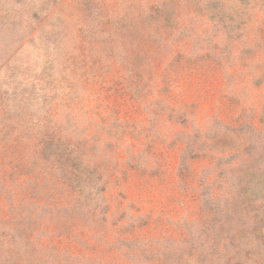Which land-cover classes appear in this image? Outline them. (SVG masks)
I'll return each instance as SVG.
<instances>
[{
	"label": "rangeland",
	"instance_id": "374dc122",
	"mask_svg": "<svg viewBox=\"0 0 264 264\" xmlns=\"http://www.w3.org/2000/svg\"><path fill=\"white\" fill-rule=\"evenodd\" d=\"M153 6L168 19L167 51L159 48L167 34L147 28L143 48L159 49L150 65L139 57L138 66H131L122 58L130 45L120 26L136 24ZM219 50V59L212 61ZM222 52L241 58L230 62ZM178 53L208 58L195 73H172L174 81L164 93L169 62ZM210 61L219 73L204 79ZM262 66L264 0H0V191L10 196L18 185H27L26 178L45 175L64 139L72 144L90 136L105 187L92 202L109 205L102 213L108 228L141 212L156 223L192 218V197L175 186L177 142L216 116L242 115L263 126L264 81L251 73ZM128 85L135 86V94L119 95L116 88ZM118 125L122 135H114ZM34 189L38 186H28ZM235 197L237 215L225 232L238 234L236 249L215 254L198 246L188 264H211L216 257L228 264L235 251L234 264H264V246L256 238L250 241L249 219ZM255 209L250 203L246 211L253 215ZM3 230L9 227L0 223ZM260 230L264 234V227Z\"/></svg>",
	"mask_w": 264,
	"mask_h": 264
},
{
	"label": "trees",
	"instance_id": "16d2710c",
	"mask_svg": "<svg viewBox=\"0 0 264 264\" xmlns=\"http://www.w3.org/2000/svg\"><path fill=\"white\" fill-rule=\"evenodd\" d=\"M152 8L153 12L143 18L140 15L136 24L120 26L124 42L130 45L122 58L131 66H138L139 57L145 65L149 64L159 48L167 51L168 19L158 6ZM150 27L154 32L167 34L157 50L143 48L147 37L143 32ZM183 37L188 39L190 35ZM135 41L142 46L139 48ZM219 54L220 50L212 61L218 60ZM222 55L230 62L241 58L238 54ZM177 56L169 62L166 86L161 89L164 93L174 81L172 73H195L208 58V54L192 59L181 53ZM199 59L201 63L197 64ZM212 61L207 62L209 73L203 72L204 79L219 73ZM251 73L254 79L264 81V66ZM116 89L124 97L127 91L134 95L136 90L130 85ZM261 108L264 111V103ZM261 121L263 126L259 127L246 116H231L229 120L216 116L206 128L186 132L178 140L181 153L175 186L192 197L194 217L156 223L141 212L116 228L103 223L102 213L109 210V205L92 202L105 187L95 160L101 158L93 154L90 136L72 144L64 139L65 144L57 145L47 161L45 175L26 178L27 185L17 184L18 190L10 196L0 191V223L9 227L8 232L0 231V264H188L199 247L209 248L215 254L222 248L236 247L238 234L231 236L225 232L227 222L237 215L233 207L239 203L236 195L241 198L242 213L249 219L245 231L251 236L250 241L256 238L264 246V234H260L264 227V213L260 211L264 209V120ZM120 126L115 127L114 135H122ZM109 131L108 128L107 138L113 133ZM50 145L47 143L42 149L47 150ZM136 165L132 167L139 166ZM30 185H37L38 189L29 191ZM33 191L37 193L34 195ZM250 203L258 207L253 215L246 211ZM235 254L236 251L228 256L225 263H232ZM215 260L220 264L219 257ZM216 261L211 259L210 263Z\"/></svg>",
	"mask_w": 264,
	"mask_h": 264
}]
</instances>
